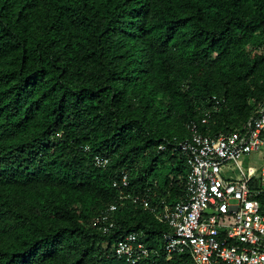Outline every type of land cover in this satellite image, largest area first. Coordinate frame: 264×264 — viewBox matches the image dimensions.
I'll return each mask as SVG.
<instances>
[{"label":"trees","instance_id":"1","mask_svg":"<svg viewBox=\"0 0 264 264\" xmlns=\"http://www.w3.org/2000/svg\"><path fill=\"white\" fill-rule=\"evenodd\" d=\"M262 100L264 0H0V264H131L130 233L137 264H193L121 197L178 201L187 124L229 133Z\"/></svg>","mask_w":264,"mask_h":264},{"label":"built area","instance_id":"2","mask_svg":"<svg viewBox=\"0 0 264 264\" xmlns=\"http://www.w3.org/2000/svg\"><path fill=\"white\" fill-rule=\"evenodd\" d=\"M256 110V116L229 133L204 134L198 122L187 124L189 137L173 145L175 152L186 156L190 169L183 200L159 210L146 197L130 193L121 197L140 204L168 225L171 231L163 238L169 254L187 252L193 264H264V160L258 168L250 165L247 170L242 162L252 153L264 154V100ZM209 117L205 113L201 123H208ZM227 162L238 166L240 179L222 176L221 166ZM95 163L106 167L109 160L98 155ZM113 185L127 187L128 174ZM116 208L112 204L102 221H108ZM116 253L137 264L149 256V249L137 234L130 233L118 242Z\"/></svg>","mask_w":264,"mask_h":264},{"label":"rangeland","instance_id":"3","mask_svg":"<svg viewBox=\"0 0 264 264\" xmlns=\"http://www.w3.org/2000/svg\"><path fill=\"white\" fill-rule=\"evenodd\" d=\"M264 160L263 153H252L249 157L242 158L243 168L247 170L248 166L255 165L257 168ZM221 174L224 178L239 179L241 177L240 170L234 162H227L221 166Z\"/></svg>","mask_w":264,"mask_h":264},{"label":"crops","instance_id":"4","mask_svg":"<svg viewBox=\"0 0 264 264\" xmlns=\"http://www.w3.org/2000/svg\"><path fill=\"white\" fill-rule=\"evenodd\" d=\"M256 112H257V110H256ZM255 116H256V115H255ZM237 128H238V127H237ZM237 128H236V129H237ZM179 154L182 155V156H184V160H185V162H186V164H187V166H188L186 156H185L184 154H182V153H179ZM187 169H188L187 174H186V176H185V178H184V181H182V182H184V183H183V184H184V185H183V188H184V190H183V196H182L178 201L183 200V199H184V196H185V184H186L187 176H188L189 171H190L189 166L187 167ZM240 178H241V177H240ZM240 178H239V179H240ZM226 179H228V178H226ZM182 180H183V179H182ZM229 180H237V179H229ZM137 196H140V197H146V198H147V196H142V195H138V194H137ZM178 201H176V202H178ZM176 202H175V203H176ZM175 203L171 204V203H168L166 200H162L161 202L154 203V205L157 206L159 210H163V209L165 208V206L172 207ZM139 205H140V204H139ZM155 217H156V216H155ZM156 219L158 220L157 217H156Z\"/></svg>","mask_w":264,"mask_h":264}]
</instances>
